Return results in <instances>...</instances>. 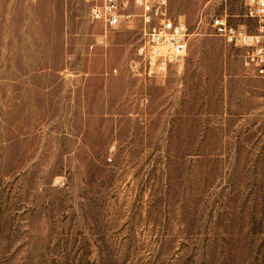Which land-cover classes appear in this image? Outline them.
Here are the masks:
<instances>
[{"label": "rangeland", "instance_id": "rangeland-1", "mask_svg": "<svg viewBox=\"0 0 264 264\" xmlns=\"http://www.w3.org/2000/svg\"><path fill=\"white\" fill-rule=\"evenodd\" d=\"M98 1L0 0V264H264V78L211 28L257 22L169 0L187 55L138 79Z\"/></svg>", "mask_w": 264, "mask_h": 264}, {"label": "built area", "instance_id": "built-area-1", "mask_svg": "<svg viewBox=\"0 0 264 264\" xmlns=\"http://www.w3.org/2000/svg\"><path fill=\"white\" fill-rule=\"evenodd\" d=\"M241 1L245 16L259 26L256 34L229 23L228 16L223 14L212 17L211 28L226 45L248 50L245 65L255 68L264 78V0ZM89 17L103 31L97 40L99 46H105L112 33L140 32V41L128 64V71L134 78L161 77L185 60L190 41L189 27L181 18L170 14L169 0H100L91 7ZM117 72L115 69L114 74Z\"/></svg>", "mask_w": 264, "mask_h": 264}]
</instances>
